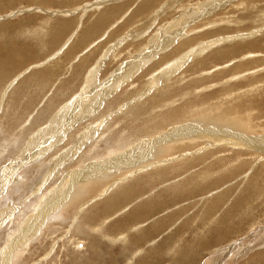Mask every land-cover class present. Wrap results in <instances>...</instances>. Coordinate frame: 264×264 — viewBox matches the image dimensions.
I'll list each match as a JSON object with an SVG mask.
<instances>
[{
    "label": "rangeland",
    "instance_id": "obj_1",
    "mask_svg": "<svg viewBox=\"0 0 264 264\" xmlns=\"http://www.w3.org/2000/svg\"><path fill=\"white\" fill-rule=\"evenodd\" d=\"M144 3L0 0V71L8 65L0 82V252L7 256L0 264H203L232 241L240 246L225 264H264V229L253 244L249 238L264 227V0ZM184 129L216 133L199 139ZM176 130L185 141L163 140ZM131 150L134 165H114L109 181L92 175ZM186 165L193 167L185 172ZM203 180L211 189L196 193L193 184ZM135 185L144 191L135 203L105 206ZM147 200L157 204L150 220L125 221ZM214 205L215 218L233 206L223 223L204 217ZM92 209L99 220L81 223ZM54 216L64 222L49 221ZM168 216V225L142 236ZM123 222H139L126 230L138 240L102 237L126 232ZM24 226L29 235L9 251Z\"/></svg>",
    "mask_w": 264,
    "mask_h": 264
},
{
    "label": "bare ground",
    "instance_id": "obj_2",
    "mask_svg": "<svg viewBox=\"0 0 264 264\" xmlns=\"http://www.w3.org/2000/svg\"><path fill=\"white\" fill-rule=\"evenodd\" d=\"M146 1V0H145ZM158 1V0H157ZM155 2V1H154ZM203 2H205V1H203ZM143 3H144V0H143ZM198 3V2H197ZM145 4V3H144ZM141 6V5H140ZM242 6V5H241ZM145 7H146V5H145ZM144 7V8H145ZM150 7V6H149ZM149 7H148V9H149ZM141 8V7H140ZM213 9V8H212ZM140 10H142V9H140ZM115 11V10H114ZM201 11V10H200ZM189 12H191V11H189ZM111 13V12H110ZM115 13V12H114ZM113 13V14H114ZM205 13V12H204ZM203 13V14H204ZM108 14V13H107ZM207 14V13H206ZM201 15V14H200ZM197 16V15H196ZM247 16V15H246ZM246 16H244L245 18H246ZM248 16H249V14H248ZM109 17V16H108ZM194 17V16H193ZM106 18H107V16H106ZM105 18V19H106ZM196 18V17H195ZM243 18V17H242ZM100 19V18H99ZM181 19V18H180ZM187 19V18H186ZM182 20V19H181ZM188 20V19H187ZM187 20L184 22V20L182 21V22H184V23H186L187 22ZM244 20V19H243ZM100 21V20H99ZM102 21V23H103V20H101ZM105 21V20H104ZM106 22V21H105ZM104 22V23H105ZM178 22H180L179 20H178ZM189 22H190V20H189ZM188 22V23H189ZM252 22V21H251ZM100 23V22H99ZM101 23V24H102ZM104 23H103V25H104ZM95 24V23H94ZM98 24V23H97ZM188 25V24H187ZM63 27L64 28H66L67 26L66 25H63ZM99 26H97V28H98ZM102 27V26H101ZM97 30V29H96ZM185 31V30H184ZM174 32V31H173ZM95 33V32H94ZM160 34V33H159ZM171 34V33H170ZM176 34V32H174L173 34H172V37L174 36ZM166 35V34H165ZM156 36V35H155ZM159 36V35H158ZM164 37V36H163ZM157 38V37H156ZM231 38V37H230ZM182 39V38H181ZM223 39V38H222ZM222 39L220 40L221 42H222ZM225 40H228L229 39V37H228V39H226V38H224ZM232 39V38H231ZM184 40V39H183ZM163 41H164V38H163ZM224 42V41H223ZM237 42V41H236ZM163 43V42H162ZM166 45V44H165ZM160 47V45H157L156 44V46H155V48H153L152 50L154 51L155 49H160L159 48ZM235 47V46H234ZM236 47H237V45H236ZM13 49V48H12ZM253 49V48H252ZM10 51H12L11 50V48H10ZM9 52V51H8ZM239 52V51H238ZM253 52V51H252ZM11 53V52H10ZM20 53H21V51H20ZM22 53H23V51H22ZM24 53H25V51H24ZM155 53V52H154ZM160 53V52H159ZM189 53V52H188ZM157 54V53H156ZM183 54V53H182ZM182 54L180 55V56H182ZM222 54V53H221ZM236 55V54H235ZM252 55V54H251ZM8 56H9V54H8ZM173 56V55H172ZM12 60H14V61H17V62H19V61H21L20 60V56L19 55H17V54H12V55H10L9 56ZM173 57H175V55L173 56ZM172 57V58H173ZM177 57V56H176ZM235 57V56H234ZM237 57H238V55H237ZM23 58V57H22ZM21 58V59H22ZM165 58V57H164ZM170 58H171V56H170ZM180 58H182V57H180ZM25 59V58H24ZM161 59V58H160ZM163 59V58H162ZM220 59V58H219ZM164 60V59H163ZM171 60V59H170ZM173 60V59H172ZM171 60V61H172ZM154 61V60H153ZM152 61V62H153ZM155 61H157V59L155 60ZM159 61V60H158ZM16 62V63H17ZM151 62V61H150ZM146 63V62H145ZM154 63V62H153ZM175 63V62H174ZM218 63V62H217ZM135 64H137V63H135ZM148 64V63H147ZM151 64V63H150ZM159 64V63H158ZM139 65H140V62H139ZM157 65V64H156ZM174 65V64H173ZM178 65H179V63H178ZM146 66H148V65H146ZM174 66H176V65H174ZM152 67V66H151ZM177 67V66H176ZM8 68V65H5V66H3V68H2V71L4 72V71H6V69ZM254 68V67H253ZM167 69V68H166ZM178 69V68H177ZM2 71H0V82H1V73H2ZM234 71V70H233ZM250 71V70H249ZM239 72H240V70H239ZM242 73V72H241ZM241 76V75H240ZM85 80H86V78H85ZM224 84V83H223ZM0 85H1V83H0ZM106 85V84H105ZM107 86H109V84H107ZM4 88H5V90H6V87L4 86ZM98 89H100V88H98ZM97 89V90H98ZM4 91V90H3ZM5 92V91H4ZM102 92H104V91H102ZM221 93V92H220ZM1 95H2V91H1V93H0ZM225 94V93H224ZM101 96H103L102 94H100ZM226 96V95H225ZM101 98V97H100ZM103 98V97H102ZM163 99V98H162ZM82 103H84L83 101L82 102H80L79 104H78V106H77V108H76V110H75V113L76 112H79L78 113V115H81L82 114V111H81V108H82V106H83V104ZM255 108V107H254ZM180 109V108H179ZM194 109V108H193ZM178 110V109H177ZM196 111V110H195ZM195 113V112H194ZM138 115V114H137ZM179 115V114H178ZM171 116V115H170ZM72 119H74V115H72V117H71V120ZM196 120V119H195ZM197 121V120H196ZM190 123H193V122H190ZM155 126H157V125H155ZM169 126V125H168ZM161 128H164V126L163 127H161ZM166 128V127H165ZM238 129V128H237ZM160 130V129H159ZM163 130V129H162ZM212 131V133L211 132H209V131H206V132H199V131H197V130H194V129H184L182 132H181V134L182 135H186V136H188V137H193V136H195V135H198L199 136V139H201V137H200V135H202V136H209V135H211V134H214L213 136H215V133L216 132H214L213 130H211ZM185 138V136H181V137H178L177 136V130L176 131H174V132H172L171 133V135L168 137V138H164L163 140H166V141H168V142H171L173 139H181V141H182V139H184ZM158 140V139H157ZM163 140L162 139H159V142L160 143H162L163 142ZM187 140V139H186ZM253 140V142L254 143H256L257 144V141H258V139H252ZM174 141V140H173ZM172 141V142H173ZM183 141H185V139L183 140ZM218 141V140H217ZM264 139H261V141L260 142H258V144H260L261 146H264ZM50 144H51V141H48ZM237 143V142H236ZM236 143H233V144H236ZM48 144V143H47ZM46 144V145H47ZM49 144V145H50ZM191 144V143H190ZM52 145V144H51ZM163 145V144H162ZM48 146V145H47ZM235 146V145H234ZM238 145H236V147H237ZM238 147H240V146H238ZM42 149V148H41ZM189 151H190V149H189ZM201 151V150H200ZM37 152L38 151H36V155H37ZM133 152H134V150H131V151H129V153H128V156H126L125 157V160L124 161H122V160H117V159H115V160H108L107 161V163H104L105 165H107V167H105L104 165H102V166H98V168H97V170H95V171H92L91 173H92V175H97L98 173L101 175V174H103V175H105V174H107L106 176H104V178H105V180L106 181H109L108 180V178L109 177H111V176H113L114 175V173L112 172V171H114L113 170V166L114 165H116V166H123V165H134V163H135V161L134 160H132V158H131V156H132V154H133ZM131 153V154H130ZM188 153V152H187ZM160 155V154H159ZM186 155V154H185ZM202 157V156H201ZM27 159H29L28 157H27ZM204 159V158H203ZM154 160V159H153ZM163 160H165V159H163ZM206 160V159H205ZM202 162V161H201ZM129 163V164H128ZM155 163V162H154ZM162 163H164V162H162ZM159 164V163H158ZM152 165H154V164H152ZM189 165V164H188ZM188 165H186L185 167H182L181 169L183 170V171H188L187 169H191V167H193V166H190V167H188ZM191 165V164H190ZM155 166H156V164H155ZM144 167V166H143ZM153 167V166H152ZM205 168L206 167H208L207 165L206 166H204ZM196 168V167H195ZM139 169V168H138ZM141 169V168H140ZM145 169H146V167H145ZM209 169V168H208ZM142 170V169H141ZM159 170V169H158ZM202 170V169H201ZM210 170V169H209ZM215 170V169H214ZM95 172H96V174H95ZM111 172V173H110ZM159 173H161L160 171H158ZM180 172V171H179ZM197 172V171H196ZM195 172V173H196ZM202 172V171H201ZM206 172V175L207 176H214L215 174L217 175V173H214L213 171V173H211L210 171H204V173ZM4 172H1V174H3ZM157 173V172H156ZM178 173V172H177ZM204 173H203V175H204ZM176 174V173H175ZM201 174V173H200ZM225 174L228 176V174H229V171H227V172H225ZM162 175V174H161ZM262 175V174H261ZM2 176V175H1ZM159 176H160V174H159ZM175 176V175H174ZM193 176V175H192ZM223 176H225V175H223ZM232 176H233V174L230 172V176L228 177V181L232 178ZM151 177V176H150ZM162 177V176H161ZM257 177H259V176H257ZM26 178V177H25ZM24 177H22V176H20V177H18L17 179H16V182L18 181V180H20L21 179V181L23 182V180L25 179ZM175 178V177H174ZM194 178V177H193ZM222 178V177H221ZM220 178V179H221ZM93 179H95V178H93ZM223 179V178H222ZM188 180V179H187ZM187 180H186V182H187ZM204 180H206V178L204 179ZM201 181L200 183L198 182V183H194L193 184V186L195 187V188H199L200 187V191H196V193H198V192H201L202 193V191L203 190H210L209 189V187L210 186H212L211 185V183L210 184H207L206 186H205V188H203V186L205 185L203 182H205V181ZM207 180H209L208 178H207ZM216 180H219V178L218 179H215L214 181H216ZM226 180V179H225ZM191 181H192V179H191ZM195 181V180H194ZM199 181V180H198ZM211 181V180H210ZM213 181V182H214ZM219 181H221L222 182V180H219ZM20 182V181H19ZM100 182V181H99ZM190 182V181H189ZM218 182V181H217ZM255 183V182H254ZM17 184L18 185H20V183H18L17 182ZM42 184V183H41ZM218 184V183H217ZM256 184V183H255ZM16 185V184H15ZM18 185H17V187H18ZM22 185V184H21ZM214 185H216V183H214ZM220 185V184H219ZM219 185H216V187L217 186H219ZM253 185V184H252ZM20 187V186H19ZM94 187V186H93ZM98 187V186H97ZM96 187V188H97ZM100 187V186H99ZM109 186H107V188H106V190H108V189H110V188H108ZM250 187L251 186H249L248 187V190H250ZM261 188H263V190H264V186L263 185H261ZM18 189V188H17ZM34 189V188H33ZM99 189V188H98ZM101 189V188H100ZM15 190V189H14ZM234 190H237L236 188L234 189ZM144 193V191L142 190V188L140 187V186H138V185H135V186H133L132 188H129V189H123L122 191H121V193H120V195H121V198L114 192L111 196L113 197H116L113 201H110V198H111V196L107 199V202L105 203V206H107L108 204H110L111 203V207H113V209L114 208H116L117 206H119L120 204H122V203H131V202H133V203H135V200L134 199H137V196L140 194V193ZM260 192V191H259ZM129 193H131L130 195H129ZM128 194V195H127ZM227 193H225L224 195H226ZM261 194V193H260ZM126 195V196H125ZM195 195H197V194H195ZM123 196H125V197H123ZM179 196V195H178ZM263 196V195H262ZM21 198V197H20ZM261 198V197H260ZM216 200H215V202H214V204H216V205H218L220 202L222 203L223 202V200H222V197L221 196H217L216 198H215ZM116 200H120L119 202H117L116 203V205L114 206V202L116 201ZM6 202V201H5ZM1 204V203H0ZM53 204V203H52ZM136 204H137V202H136ZM8 205H9V203H8ZM134 205V204H133ZM157 204H154L153 202H151L150 200H147V202H142L141 204H139V205H137L136 206V208L133 210L134 212L131 214V215H129L128 216V218L127 219H125V221H129L130 223H132V222H134V221H143V222H146V221H148V220H150V218L151 217H153L155 214H153V211L155 210V206H156ZM264 205V204H263ZM262 205V206H263ZM131 206L132 205H127V207H130L131 208ZM262 206H261V208H260V210L261 209H263L262 208ZM46 207V205L44 206V208ZM104 208V207H103ZM219 208H220V206L218 207V209L216 208V206L214 205V206H212V207H208V208H206V207H204V211H203V215H205L204 217L206 218V220H207V218L208 217H210V220L211 219H214L215 218V216L217 215V213H218V211H219ZM75 209V205L74 204H72L71 205V202H68L67 204H66V206L64 207V210H65V213H66V215H68V217H69V213L71 212V211H73ZM232 209H233V206L232 207H230V208H228L227 209V211L225 212V214L223 215V216H221V217H218V218H215V221L214 222H217V224H219V223H223L224 221H225V218H224V216L226 215V214H231L232 213ZM10 210V209H9ZM11 210H13L12 208H11ZM43 210V209H42ZM7 211V210H6ZM6 211H4V212H6ZM49 211H51V210H49ZM92 211H94L93 209L92 210H90V211H86L85 213H83L82 215H81V223H90V222H92L93 220V218L96 216V214L95 213H92ZM4 212H2V213H4ZM40 212V211H39ZM46 212V211H45ZM252 212V211H251ZM44 213V212H43ZM43 213H39V214H42V215H44ZM47 213H48V211H47ZM46 213V214H47ZM50 213V212H49ZM250 213V212H249ZM262 213L264 214V211H262ZM6 215V214H5ZM5 215L3 216V217H0V220H1V218L2 219H4V217H5ZM50 215V214H49ZM253 215V214H252ZM252 215H251V219H253V217H252ZM256 215V214H255ZM260 215V214H259ZM38 216H40V215H38ZM263 217H264V215H262ZM58 217H63V216H58ZM170 216H168V217H164L163 219H161V220H159L156 224H154L153 226H152V228L151 229H149L147 232H145V233H143L142 234V236L146 239L147 238V236L149 237V234L150 233H152L153 234V232L155 231V232H157L155 229L156 228H158L159 226H163L164 224L166 225V223H167V221H170L168 218H169ZM204 217H201V221H206V220H204L203 218ZM226 217V216H225ZM255 217V216H254ZM257 217V216H256ZM39 218V217H38ZM100 218V217H99ZM99 218L97 219V221L99 220ZM56 219H57V221L59 222V223H63L64 222V220H63V218H56L55 216L54 217H52V218H50L49 219V221H56ZM95 219V218H94ZM256 219V218H255ZM260 219V218H259ZM124 220V219H123ZM210 220H208V222L210 221ZM254 220V219H253ZM262 220H263V218H262ZM97 221H93V222H97ZM207 222V221H206ZM130 223H128V224H124V222H123V225H122V227H123V232L124 231H126L127 230V228L128 227H132L133 225H131V226H129V224ZM138 223L139 222H137V223H135V225H134V227L136 226V224L138 225ZM142 223V222H141ZM186 223V222H185ZM199 223H201V222H199ZM169 223H167V225H168ZM216 224V223H215ZM81 225V224H80ZM79 226V225H78ZM133 227V228H134ZM29 228V227H28ZM28 228H25V226L24 227H22V229H21V231H20V233H19V235L16 237V239L14 240V242L13 243H11V245L8 247L9 249V251H12V248H13V250H14V248L20 243V242H22V241H24V239H23V234H25V231L28 229ZM130 228H129V230H130ZM189 228V227H188ZM209 229V228H208ZM262 229H264V227H262L261 226V228H259L258 229V231H256V232H252L253 233V235H252V233H250L251 234V236H249V238L251 239L252 238V244L255 242V240L256 239H258V238H260V236L261 235H263V230ZM76 230H77V227H76ZM96 230H99V229H96ZM129 230L128 231H126V232H124V233H122L121 235H118L117 237H108L107 235H104V234H102V229L100 228V231H98L99 233H101L102 234V237L104 236L105 238H107L108 240H110V243L112 244H115V243H117V241L118 240H120L121 239V243L122 244H125V243H127L128 241H129V239L130 240H132L133 238H135L136 240H138V238H139V236H135V237H133L132 239L129 237ZM158 230V229H157ZM212 231V230H211ZM29 232V231H28ZM214 233H216V232H212V238H214V239H216V237L214 236ZM151 234V235H152ZM159 234V233H158ZM186 234V233H185ZM25 235H27V234H25ZM29 235V234H28ZM27 235V236H28ZM147 235V236H146ZM150 235V236H151ZM153 235H155V234H153ZM157 235V234H156ZM128 236V237H127ZM141 236V235H140ZM204 238H206V237H204ZM204 238H202V239H204ZM261 239V238H260ZM263 239V238H262ZM148 240H151L150 238L148 239ZM207 240V239H206ZM194 241V240H193ZM199 241H202V240H199ZM205 241V240H204ZM216 241H219V240H216ZM151 242V241H150ZM165 243V242H164ZM260 243V242H259ZM259 243H257V245L259 244ZM139 243H137V245H138ZM197 244V243H196ZM217 244H218V242H217ZM264 244V243H263ZM262 244V245H263ZM136 245V246H137ZM225 246V248L224 247H222V248H224V250L223 251H218L219 252V254H218V252H217V250L221 247V246H217L216 248H218L216 251H214V253H213V255L211 256V258H209V261L208 262H203V264H225V262H226V260H227V258L228 257H230L234 252H235V250H236V248L237 247H239L240 246V243L237 241V242H235V241H232V244H227V245H224ZM254 246H255V244H254ZM254 246H252V247H254ZM12 247V248H11ZM77 247H78V245H77ZM189 247V246H188ZM78 248H80V247H78ZM194 248V247H193ZM257 248V247H256ZM5 249H7V248H5ZM96 249V248H95ZM199 249V248H198ZM194 250H195V248H194ZM3 251V250H2ZM1 251V252H2ZM97 251V250H96ZM197 251V250H196ZM0 252V255L2 254ZM195 253V252H194ZM181 254V253H180ZM242 254H244V253H242ZM248 254V253H247ZM262 254V253H261ZM5 255V254H4ZM197 255V254H196ZM199 255V254H198ZM6 256V255H5ZM5 256H2L1 255V257H4V258H6ZM221 256H223V259H221ZM238 256V255H237ZM237 256H235V259H236V257ZM241 256V255H240ZM245 256V255H244ZM259 256H257V258H258ZM94 258H96V260H99L100 259V255L97 253V252H95V253H93L92 254V257H91V259H94ZM253 258V257H252ZM260 258H262L261 256H260ZM230 259V258H229ZM229 259H228V261H229ZM254 259V258H253ZM213 260H216L217 262H219V263H217V262H215V261H213ZM74 262L75 261H72V264H74ZM5 263V262H4ZM201 263V262H200ZM199 263V264H200ZM263 263H264V261H263ZM76 264V263H75ZM90 264V263H89Z\"/></svg>",
    "mask_w": 264,
    "mask_h": 264
}]
</instances>
